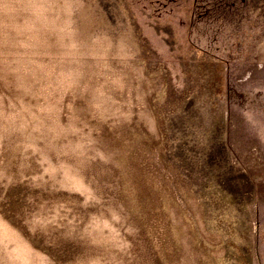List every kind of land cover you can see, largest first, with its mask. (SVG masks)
I'll list each match as a JSON object with an SVG mask.
<instances>
[{
  "label": "rangeland",
  "instance_id": "374dc122",
  "mask_svg": "<svg viewBox=\"0 0 264 264\" xmlns=\"http://www.w3.org/2000/svg\"><path fill=\"white\" fill-rule=\"evenodd\" d=\"M0 264H264V0H0Z\"/></svg>",
  "mask_w": 264,
  "mask_h": 264
}]
</instances>
